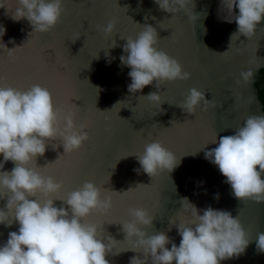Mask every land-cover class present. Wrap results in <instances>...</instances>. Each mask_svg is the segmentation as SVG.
<instances>
[{
  "label": "water",
  "instance_id": "95a60500",
  "mask_svg": "<svg viewBox=\"0 0 264 264\" xmlns=\"http://www.w3.org/2000/svg\"><path fill=\"white\" fill-rule=\"evenodd\" d=\"M0 3L5 5L0 8V25L6 28L2 42L8 49L19 47L12 57L0 49V87L26 91L38 84L47 88L54 105L74 112L76 126L86 124L89 135L83 146L70 154L64 153L59 137L47 142L45 154L28 167L45 178L51 176L62 187L49 197L38 193L37 200L53 199L54 206L60 207V200H66L86 181L101 189V199L110 195L112 208L107 214L93 211L81 221L95 224L105 244L108 237L117 242L105 256L109 264H130L133 256L144 259L142 252L124 251L131 244L122 224L132 220L131 208L146 209L154 217L151 227L140 226L147 235L165 232L179 246L176 225L192 219L182 210L184 197L200 214L209 206L230 212L247 231L250 243L245 252L220 264H260L264 260V253L256 250L258 234L264 233V202L236 199L226 177L204 155L217 146L220 137L235 134L249 116H264L255 87L256 76L264 69V18L253 37L231 39L238 31L237 24L218 18L220 0H194L195 7L189 0L188 7L175 14L161 10L154 0H63L60 22L47 33H36L26 19L14 22L10 18L19 7L18 0ZM113 20L115 30L105 36L97 26L106 27ZM144 25L156 29L157 49L176 59L183 71L190 73L189 79L167 81L159 89L154 81L142 91H128L131 69L121 64L120 56L127 55L123 52L126 38L135 39ZM113 41L117 46L110 48ZM248 70L253 79L245 84L241 72ZM192 88L217 106L203 110L201 105L195 114L178 107ZM151 92L161 96L160 106L145 97ZM215 138L217 144H212ZM157 140L180 163L170 173L164 170L150 177L135 155ZM13 167L8 161L0 172H10ZM135 169H140L139 173ZM129 189L133 190L116 193ZM4 192L0 187V194ZM217 193L219 200L214 198ZM6 204L7 197H0V209L5 212ZM8 217L11 222L14 211H9ZM18 229L14 220L10 227L0 224V246L7 242L9 232ZM166 247L170 250L171 244ZM116 250L122 252L114 254Z\"/></svg>",
  "mask_w": 264,
  "mask_h": 264
},
{
  "label": "clouds",
  "instance_id": "9594fccd",
  "mask_svg": "<svg viewBox=\"0 0 264 264\" xmlns=\"http://www.w3.org/2000/svg\"><path fill=\"white\" fill-rule=\"evenodd\" d=\"M154 2L161 10L174 14L189 5V0ZM190 3L195 7L194 0H190ZM18 4L10 18L14 22L26 19L32 32L36 33L51 31L65 11L63 0H18ZM3 7L5 5L0 3V8ZM221 8L227 12L222 19L229 23L234 20L237 24L238 31L231 39L240 35L253 37L257 25L264 18V0H220L219 10ZM193 16L199 19L198 14ZM229 16L233 18L229 19ZM97 27L105 36H110L116 22L113 20L106 27ZM142 27L144 30L135 39L131 36L126 38L123 52L127 55L120 56L121 64L131 69L128 72L131 78L128 91H142L154 81L159 89L164 82L189 79L190 73L183 71L176 59L157 49L159 40L156 29L150 25ZM5 34L6 28L0 25V49L12 57L19 47L8 49L2 42ZM9 43L14 41L10 40ZM116 46L113 41L110 48ZM241 78L248 84L253 79V72L243 71ZM145 97L154 104H162L158 92H151ZM201 105L203 110L217 106L213 100L206 99L203 92L192 88L177 106L189 114H195ZM75 115L72 111L65 112L56 107L50 91L38 84L26 91L0 87V156L3 157L0 169L8 161L14 164L10 172H0V187L6 190L0 197H7L8 210L0 209V224L10 227L13 220L19 224L18 231L9 232L7 242L0 246V264H109L105 256L112 253L113 244L117 242L108 237L105 244L95 224L81 221L93 211L107 214L112 208V197L109 195L101 199V189L86 181L66 200H60L63 202L60 207L54 206L53 199L41 202L36 199L38 193L49 197L58 192L62 184L28 167L38 156L45 154L47 142L57 137L62 140L64 153L70 154L83 146L89 139L87 125L77 127ZM211 143L217 144V138ZM204 155L226 177V183L231 186L236 199L264 202V179L261 178L264 175V116H249L235 134L220 137L217 146L205 151ZM135 156L143 172L150 177H155L159 171L170 173L180 163L176 155L158 140L147 143L144 152ZM134 171L139 173L140 169ZM132 190L116 193L124 194ZM214 198L219 200V193ZM65 204L67 208L63 206ZM181 204L183 212L190 213L192 219L176 225L181 237L179 246L165 232L147 235L140 226L151 227L154 217L143 208L129 209L132 220L122 225L125 239L131 246L124 251L142 252L144 256V259L131 257L130 264H147L149 259L151 264H220L245 252L250 239L238 217L234 218L230 212L211 206L200 214L201 210L187 197L181 199ZM9 211H14L11 222ZM168 244H171L170 250L166 247ZM256 250L257 253H264V233L258 234ZM120 252L116 250L114 254Z\"/></svg>",
  "mask_w": 264,
  "mask_h": 264
},
{
  "label": "trees",
  "instance_id": "16d2710c",
  "mask_svg": "<svg viewBox=\"0 0 264 264\" xmlns=\"http://www.w3.org/2000/svg\"><path fill=\"white\" fill-rule=\"evenodd\" d=\"M255 87L258 91L259 100L263 104L264 108V69H262L256 76ZM260 264H264V260H262Z\"/></svg>",
  "mask_w": 264,
  "mask_h": 264
},
{
  "label": "bare ground",
  "instance_id": "6f19581e",
  "mask_svg": "<svg viewBox=\"0 0 264 264\" xmlns=\"http://www.w3.org/2000/svg\"><path fill=\"white\" fill-rule=\"evenodd\" d=\"M219 7H220V4H219ZM234 12H235V14H238V13H236L235 10H234ZM225 16H227V12H226V10L223 9V8H221V9L219 10V8H218V18L222 19V18H224ZM228 18L231 19V18H233V17H232V16H229Z\"/></svg>",
  "mask_w": 264,
  "mask_h": 264
}]
</instances>
